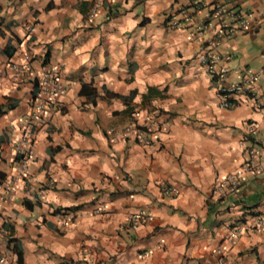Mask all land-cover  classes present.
I'll use <instances>...</instances> for the list:
<instances>
[{
  "label": "crops",
  "instance_id": "crops-1",
  "mask_svg": "<svg viewBox=\"0 0 264 264\" xmlns=\"http://www.w3.org/2000/svg\"><path fill=\"white\" fill-rule=\"evenodd\" d=\"M214 6L247 25L227 32ZM43 67L64 88L0 207V264H264V0H0V178L24 70ZM211 67L257 77L222 107Z\"/></svg>",
  "mask_w": 264,
  "mask_h": 264
},
{
  "label": "built area",
  "instance_id": "built-area-1",
  "mask_svg": "<svg viewBox=\"0 0 264 264\" xmlns=\"http://www.w3.org/2000/svg\"><path fill=\"white\" fill-rule=\"evenodd\" d=\"M93 14V12L91 13ZM90 14V16H92ZM214 17H223L224 22H227V32L231 33L236 27L244 28L247 25L249 15L245 13L235 12L233 10H224L218 6L213 8ZM230 23L234 24V28L230 27ZM202 59V57H201ZM210 62H217L219 60L218 55H213L209 57ZM11 69L15 71L18 75L20 74L22 68L20 69L17 64L12 63ZM26 76L32 78L35 81V91L32 95L31 100L29 101V111L24 118V123L21 128V134L19 141L15 143V152L19 153V158H17L14 163L15 173L11 176H5L0 178V207L7 200H10L13 197V187L12 182L17 177H23L26 170V159L29 154V142L31 138V126L34 120H37L45 112L50 111L54 104L56 103L57 97L63 91V82L58 76L56 69L54 68H41L40 71L33 72L30 69L25 68ZM211 76H214L217 82V91L220 96L223 97L219 106L228 107L231 105V102L228 100L230 95H235L239 92H243L248 88L251 82L257 77L256 73L246 72L243 77H241L237 82L233 84L225 83V68L216 69L211 67L208 71ZM255 107H259V103L255 102ZM125 132H131L134 130L133 126H127L123 129ZM136 131L138 136H141L142 132ZM248 153L254 155L253 150L249 149ZM256 165V164H255ZM246 167L252 168L251 164H247ZM256 172H258L262 167L260 165L254 166ZM238 186V180L236 175H228L225 178L221 179L217 185L218 188L215 191L218 194H222L225 190H234ZM257 226L262 227L263 220H257ZM6 258L4 255H0V261H5Z\"/></svg>",
  "mask_w": 264,
  "mask_h": 264
},
{
  "label": "trees",
  "instance_id": "trees-1",
  "mask_svg": "<svg viewBox=\"0 0 264 264\" xmlns=\"http://www.w3.org/2000/svg\"><path fill=\"white\" fill-rule=\"evenodd\" d=\"M7 48H8V46H7ZM10 51H11V49H10ZM9 54H10V53H9ZM25 205H26V203H25ZM18 260L20 261V258H17V261H18Z\"/></svg>",
  "mask_w": 264,
  "mask_h": 264
}]
</instances>
